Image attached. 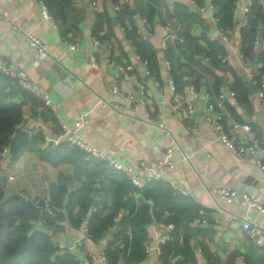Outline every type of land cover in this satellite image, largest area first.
Masks as SVG:
<instances>
[{
  "label": "crops",
  "instance_id": "crops-1",
  "mask_svg": "<svg viewBox=\"0 0 264 264\" xmlns=\"http://www.w3.org/2000/svg\"><path fill=\"white\" fill-rule=\"evenodd\" d=\"M212 2L72 0L64 18L55 20L52 16V22L42 17L38 0H0V10L10 16L0 20V53L15 68L26 71L37 92L47 94L56 106L55 110L51 109L36 93L30 92L35 100L22 96L19 125L29 135L21 143L24 147L16 158L9 155L0 160V189L7 199L32 201L39 208L32 223L48 230L55 242L74 244V252L82 264H106V260L94 258L106 253L121 229L120 220L128 216V211L120 208L112 226L96 241L84 233L92 209L75 225L79 191L90 183V177L94 179L96 201L99 205L105 201L107 205L105 212L110 211L112 202L111 184L105 174L96 173L94 166L84 168L64 157L69 146L62 139L59 119L74 129L80 115H85L87 122L76 132L93 146L141 177L158 174L160 178L155 180L168 184L172 181L190 198V207L179 212L162 209L161 204L155 207L137 191L125 197L135 202L137 219L143 206L148 207L152 217L150 223L142 224L147 233L145 241L152 250L141 264H264V248L254 245L240 225L241 217L246 214L264 227V213L249 207L243 197L244 193L252 194L264 204V170L256 166L253 156L234 155L217 141L206 118L210 113L208 102L217 104L219 92L235 90V98L227 95L222 102L227 131L238 133L233 123H247L264 146V105L254 85H247L250 73L264 76L258 64L264 51V0H235L233 22L226 27L228 42L218 33L214 16H219V7L209 9ZM116 3H120V10L114 8ZM249 3L246 13L244 7ZM255 5L259 6L262 17L251 52L246 55L242 29ZM164 12L180 26L185 37L181 44L168 42L166 49L161 44L165 33ZM98 15H102L101 26L95 33ZM16 20L21 24L18 30L12 27ZM25 31L48 43L50 56L37 67L31 65L35 53L25 43ZM140 34L145 39L139 40ZM66 41L75 43V48H69ZM138 43H146L154 50V74L146 75L143 67L136 65L134 76L121 82V94L112 95L109 84L116 64L121 57L132 62L133 52L140 49ZM209 43L215 44L211 55L216 54L217 66L205 59L204 53L209 54L211 49ZM218 45L222 48L218 49ZM90 55H94L95 61ZM78 75L83 76L82 82ZM174 78L178 84L176 90L170 82ZM239 79L243 83L238 84ZM135 81H143L150 91L145 103L129 96L135 90ZM176 97L184 105L192 104L194 113L183 114L182 108L176 106ZM102 99L114 101L117 106H103ZM158 122L170 128L181 151L189 152L187 161H182L179 151H174V166L163 169L157 165L168 141V136L157 127ZM60 145L64 150L58 161H53L49 152ZM42 151L46 152L45 156H41ZM59 185L65 187L57 211L61 217L55 219L54 225L37 223L43 210L42 199L50 201ZM211 186L231 187L236 195L226 202L210 193ZM68 204L72 205L71 210L66 208ZM175 216L180 217L178 228L174 226ZM125 230L130 235V227ZM168 240L175 241L177 247L163 262L154 247H162ZM115 243L123 246L119 239Z\"/></svg>",
  "mask_w": 264,
  "mask_h": 264
},
{
  "label": "trees",
  "instance_id": "trees-1",
  "mask_svg": "<svg viewBox=\"0 0 264 264\" xmlns=\"http://www.w3.org/2000/svg\"><path fill=\"white\" fill-rule=\"evenodd\" d=\"M43 1L55 20L64 18V12L67 8L71 7L72 2V0ZM234 2L235 0H213V3L219 7L218 24L220 27L226 28L232 24ZM261 17L259 6L255 5L254 8L252 7L247 23L242 29V44L244 54L246 55L251 52L252 43ZM101 18L102 15H98L94 29L95 33H97L101 26ZM214 45V43H209L208 46L211 47L209 50L210 55L208 51L204 54L213 66H217L216 54L211 55ZM137 47L140 48L137 51L142 57L149 59L148 66L152 74H154L152 57L154 50L149 49L146 43H138ZM220 48H222L221 45H218V49ZM260 58L261 60L264 59V51L260 54ZM260 71H264V67L260 68ZM260 76L258 74L257 78H260ZM173 81L177 89L176 78ZM241 83L243 82L239 79L238 84ZM23 95L35 100L29 91L22 89L9 76L0 73V150L11 141L14 133L20 128ZM23 147L24 145H17L11 153V157L16 158ZM63 150V145L50 150V159L58 161L60 153ZM63 154L66 160L73 161L77 165L81 164L84 168L94 166L97 171L96 173L105 174L111 184L112 202L109 206V212L104 211L107 207L105 201H102L99 205L95 199V195H93L95 188L92 184L94 182L92 177H90V183L86 184L79 191V214L74 223L78 225L82 221L81 216H84V214L90 212V209L95 207L96 209L92 210L93 212L87 222L88 233L93 241L101 238L103 233L112 226L114 217L120 208L127 209L128 211V216L120 220L121 229L116 233L114 241L106 249V264H141L146 256L143 247L147 236L146 229L142 224L138 223V209H136L133 199L132 202L130 199H125L130 193L137 191L144 200H151L155 204V207L157 204H161L160 207L162 209L167 208L170 211L178 210L181 212L186 210L188 206L190 207V198L180 192L174 191L172 186L165 181L153 179L146 183L142 190H138L122 171H117L101 159L94 157L84 159L85 153L79 148L69 147L66 153ZM45 155L46 152L42 151L41 156ZM93 159L101 161L104 165ZM107 166H109V169ZM110 168L111 170L113 169V172L109 171ZM64 192L65 187L59 185L58 190L55 192L56 194H52L50 198L53 214L42 210L39 219L36 221L37 223L46 226L55 224V219L61 217L57 211ZM71 207L72 205L68 204L66 208L71 210ZM155 214L159 216L157 209H155ZM35 216L30 207L21 203L20 200L7 199L0 189V264H82L75 258L73 253L59 250L48 230L32 223V220H36ZM179 218V216L173 218L176 228L179 226ZM127 226L131 229L130 235L125 230ZM117 239L123 242L122 247L115 243ZM176 247V242L171 240L166 241L162 245L160 256L163 262L168 260L170 254L175 253Z\"/></svg>",
  "mask_w": 264,
  "mask_h": 264
},
{
  "label": "built area",
  "instance_id": "built-area-1",
  "mask_svg": "<svg viewBox=\"0 0 264 264\" xmlns=\"http://www.w3.org/2000/svg\"><path fill=\"white\" fill-rule=\"evenodd\" d=\"M41 4V15L45 19H50L52 22H54V19L52 17V14L50 13L47 5L44 3L43 0H38ZM249 5L250 3L244 7V10L246 13L249 12ZM215 7V4L212 2L209 4V9H213ZM114 8L116 10H120L121 5L120 3H116L114 5ZM163 25H164V36L162 40V47L166 49L168 42L173 43H183L185 41V37L182 35L180 26L175 23L173 18L166 12L163 13ZM10 16L7 11L0 10V20L2 19H9ZM214 20L218 23L219 17L216 15L214 16ZM12 27L14 29H20L21 24L18 20L13 21ZM218 33H220V37L224 42L229 41V30L227 28H222L218 24ZM25 43L28 45L30 49L34 51V59L31 61V65L34 67H37L41 64L43 60L48 58L50 56V52L48 50V43L44 41L43 39L37 37L31 31H25ZM139 40L145 39V37L140 34L137 37ZM210 40H213L211 38ZM66 44L69 48H75V43L66 41ZM90 59L92 61H95L94 55H90ZM206 60H208V57H205ZM149 59L142 57V55L136 50L133 52V61H128L126 57H121V59L117 62L116 67L112 73L110 84H109V91L112 95H120L121 94V88L120 84L124 80H129L134 76V69L136 68V65H140L143 67L144 72L146 75L152 74L149 66H148ZM259 68L264 67V59L261 60L259 63ZM135 65V67H134ZM0 73L9 76L13 82L17 83L22 89L27 90L31 93H36L43 101L44 103L49 106L51 109L55 110L56 106L53 104L51 99L47 94H40L37 92L35 84L30 80L28 77V74L26 71L22 69L15 68L11 63H8L0 53ZM153 75V74H152ZM82 75H78V79L80 82H82ZM248 79L251 82L252 85L257 90V94L262 101V104L264 105V76H260V78H257V76L253 74L248 75ZM171 87L173 90H176L175 83L171 79ZM157 85L158 83L155 82ZM191 91L194 92V87H191ZM230 98L236 97V91L235 90H229L227 93L219 92L217 94L218 97V103L208 102L207 107L210 110V113L206 115V118L210 120V124L215 132V139L219 141L224 147H226L232 154L234 155H251L254 157L255 164L260 169L264 170V146L261 145L256 136L255 133L251 127V125L247 123H237L234 122V127L237 128L238 133H229L226 129V125L224 123L225 118V112L222 105V102L226 99V96ZM130 98H136L139 103H145L147 98L151 96L149 89L147 88L146 84L143 81H135V90L133 93H131ZM101 103L103 106H117L116 102L114 101H107L102 99ZM176 106L182 108V112L185 115H192L194 113V107L192 104L188 103L187 105H184L182 101L176 97ZM212 112H215L211 115ZM87 122V117L85 115H80V117L75 121V126L81 127L83 124ZM61 131L63 132L62 139L67 143L69 147L79 148L84 153L85 159H90V157H94L97 159H101L105 162H107L110 166H112L114 169L122 171L127 178L131 181V183L138 189L142 190L143 187L148 183L149 181L153 179H158L160 176L158 174H155L153 176H144L141 177L139 174L133 172L128 167L123 166L121 163L117 162L113 157L107 155L97 147L93 146L90 142H88L85 138H83L78 132H76L77 128H72L68 124L64 123L61 119H59ZM157 127H159L163 133H165L168 136V141L166 143L165 149H164V156L157 162V165L163 169H169L172 166H174V162L172 160V155L174 151H179L180 153V159L182 161H187L190 157L189 152L187 151H181L179 145L176 143V139L170 130L169 127H167L163 122H158ZM20 129V128H19ZM196 130V129H195ZM15 134V133H14ZM13 137V136H12ZM46 139H49V136L46 137ZM55 144L58 143V140H55L52 138ZM11 145H12V138L11 141L8 142L6 145L2 147L0 150V160H2L3 157L11 155ZM9 179L12 178V176H8ZM172 188L180 192L182 194H185L186 191L180 189L177 187L172 181L169 183ZM210 193L214 196H218L221 199L225 200L226 202H230L233 200V198L236 195L235 189L228 187V186H221V187H215L211 186L209 189ZM246 204L249 207H255L258 211L261 213H264V204L260 203L257 198L248 193H244L243 195ZM42 208L43 210L47 211L50 214H53V209L51 208V203L48 199H42ZM96 208L93 207L92 210H95ZM240 225L245 233V235L251 240V242L261 248H264V227L258 223L253 221L248 215H243L240 219ZM171 226V225H170ZM84 233H88L87 226L84 228ZM59 250L62 251H68L69 253H73L75 258L79 260L80 263H82L81 259L77 257V254L74 252V244L72 245H66L62 242H56ZM143 247L146 253L152 250V247L149 246V244L145 241L143 243ZM155 252L157 254L161 253V247L156 246L154 247ZM97 261H103L106 260V253H101L99 256L94 258Z\"/></svg>",
  "mask_w": 264,
  "mask_h": 264
},
{
  "label": "water",
  "instance_id": "water-1",
  "mask_svg": "<svg viewBox=\"0 0 264 264\" xmlns=\"http://www.w3.org/2000/svg\"><path fill=\"white\" fill-rule=\"evenodd\" d=\"M246 78H244L245 80ZM249 87H252V84L250 83V81H248L247 84ZM29 135V131L26 128H20L12 137V145H11V151L13 152L15 150V147L19 144H21L26 137ZM23 204L30 207V209L32 210V212L38 213L39 212V208L35 207L34 203L30 200L24 201L22 200ZM36 215V214H35ZM152 220L151 214L149 212V209L147 206H143L140 209V215L138 218V222L140 224H148L150 223Z\"/></svg>",
  "mask_w": 264,
  "mask_h": 264
}]
</instances>
